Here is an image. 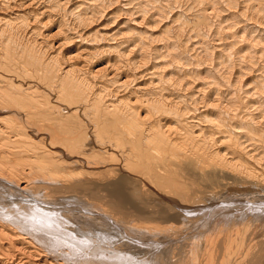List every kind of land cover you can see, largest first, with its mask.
<instances>
[{"label":"bare ground","instance_id":"obj_1","mask_svg":"<svg viewBox=\"0 0 264 264\" xmlns=\"http://www.w3.org/2000/svg\"><path fill=\"white\" fill-rule=\"evenodd\" d=\"M0 264H264V0H0Z\"/></svg>","mask_w":264,"mask_h":264},{"label":"rangeland","instance_id":"obj_2","mask_svg":"<svg viewBox=\"0 0 264 264\" xmlns=\"http://www.w3.org/2000/svg\"><path fill=\"white\" fill-rule=\"evenodd\" d=\"M118 10H119V8H116V10H114V12H117ZM115 18H116V17H115ZM121 18H122L121 16H119V17L117 18V19H118V22H117L118 24H119V23L123 24V23L127 22V19H125V20H121ZM132 18H134V17H132ZM132 18H131V19H132ZM115 20H116V19H115ZM105 23H106V22H105ZM111 23H112V21H110L109 23H107V25H109V24H111ZM118 24H117V26H118ZM128 25H129V24H128ZM165 25H166V23H165Z\"/></svg>","mask_w":264,"mask_h":264}]
</instances>
